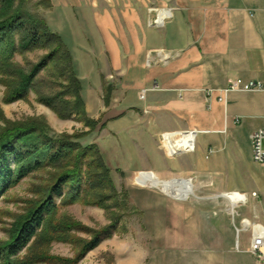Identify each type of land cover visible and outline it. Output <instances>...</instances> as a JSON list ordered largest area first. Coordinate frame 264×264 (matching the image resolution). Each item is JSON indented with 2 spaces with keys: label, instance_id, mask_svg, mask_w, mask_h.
Returning <instances> with one entry per match:
<instances>
[{
  "label": "crops",
  "instance_id": "crops-1",
  "mask_svg": "<svg viewBox=\"0 0 264 264\" xmlns=\"http://www.w3.org/2000/svg\"><path fill=\"white\" fill-rule=\"evenodd\" d=\"M51 2V27L69 38L75 70H85L79 78L87 113H113L104 130L118 135L125 149L150 140V172L143 173L193 183L195 201L154 190L131 193L142 214V238L118 249L117 264H258L249 252L251 233L242 244L237 229L244 220L264 227L259 207L250 215L238 212L249 200L239 187L250 180L246 166L257 165L250 136L264 130V90L231 93L226 103L214 98L211 105L205 91L222 90L231 79L264 84V0ZM161 9H171L172 19L150 27ZM110 79V104L103 105ZM155 83L160 91L141 101L140 92ZM185 131L198 132L195 152L170 157L161 136ZM229 194L246 202L232 210Z\"/></svg>",
  "mask_w": 264,
  "mask_h": 264
},
{
  "label": "trees",
  "instance_id": "trees-1",
  "mask_svg": "<svg viewBox=\"0 0 264 264\" xmlns=\"http://www.w3.org/2000/svg\"><path fill=\"white\" fill-rule=\"evenodd\" d=\"M26 2L0 0V75L6 77L1 81L7 87L6 102L27 99L30 92L41 84L36 81L37 77L53 65L57 76L64 82L62 89L55 94L41 93L40 103L53 110L60 119L81 118L92 132L95 131L100 122L87 117L81 97L82 84L76 75L68 46L60 35L51 30L45 18L25 10ZM38 50L48 54L32 67L30 73L26 74L14 63L17 56ZM111 93L112 88L109 87L105 96L106 105L110 104ZM86 135L53 137L42 119L1 131L0 199L35 173L50 169L53 170V177L51 185L43 191L41 201L20 220L11 241L0 243V264H78L100 245L106 232L115 230L118 220H114L107 230L95 233L92 241L85 242L75 261L51 257L42 252L21 259L31 245L55 240L68 242L74 229L87 230L58 220L60 206L83 203L109 210L108 201L117 199L118 196L113 197L116 188L111 171L98 146L83 147L77 142ZM57 199L61 200L60 205Z\"/></svg>",
  "mask_w": 264,
  "mask_h": 264
},
{
  "label": "rangeland",
  "instance_id": "rangeland-1",
  "mask_svg": "<svg viewBox=\"0 0 264 264\" xmlns=\"http://www.w3.org/2000/svg\"><path fill=\"white\" fill-rule=\"evenodd\" d=\"M52 7L51 0H27L24 5L26 11L45 18L51 30L54 31L49 21L50 12L53 9ZM61 38L64 40L65 44L68 42L69 38H64L62 36ZM47 54L46 51L41 50L28 52L25 55L17 56L14 63L28 74L31 72L32 67L38 64ZM75 72L79 78V75H84L85 70H75ZM4 79H6V77L0 75V133L8 127L42 119L49 126L50 134L53 137H58L63 134L70 136H82L83 134H87L77 142L83 147L91 145L98 146L107 167L111 171L112 181L116 188L113 197L118 196L117 199L108 201L109 210L103 207L85 205L83 203H77L67 207L60 206L57 217L58 220L66 224L80 225L87 230L84 232L74 229L71 232L72 239L68 240V242L55 240L47 244L31 245L28 250L23 252L21 259H25L32 253L42 252L51 257L75 261L85 242L88 243L92 241L95 233L107 230L118 220L115 230L110 231L111 233L108 234L106 232L100 245L95 250L89 252L78 263L117 264L119 260L118 254H120L117 253L118 249L126 244L130 247L132 244L136 243L140 237L142 238L139 228L142 214L134 207L131 193L134 195L147 196L150 190H154L166 194L160 189H151L150 187L152 186L138 181V177L141 173L150 172V140L143 139L141 141L142 145L134 140L132 142L134 145L133 148L125 149L123 147L124 142L121 141L118 135L102 128L106 120L113 118V113H110L109 116L104 118L93 117L87 113L88 118L100 122L98 128L93 132L86 123L77 116H73L67 120L60 119L53 110L39 101V95L41 93L55 94L62 89V83L64 82L57 76L56 69L53 65L37 77L36 81L43 84L42 87L40 86L41 84L38 85L39 87L36 86L35 89L30 92L28 98L21 101L14 103L6 102L7 87L1 82ZM107 82V86L113 88L114 81L110 79V83ZM103 96L102 104L104 105L105 96H107L106 88L104 89ZM81 97L83 99L82 92ZM86 112H88L87 107ZM127 165H130V167H127ZM139 167L144 169L137 170ZM129 169H132L133 172H129ZM52 171L53 170L48 169L29 176L17 186L10 189L0 199V243H8L11 241L14 230L19 225L20 220L36 206V203L41 201L43 191L52 183ZM245 171L249 174L250 180L241 183L239 187H241V191L247 193L249 200L246 205L238 209V212H246L250 215L254 207L257 206L262 210L261 220L264 222V166L247 165ZM175 179L177 178L165 181ZM253 191L259 194L260 198L258 200L251 197ZM169 197L173 198L171 196ZM194 198L195 197H190L189 200L195 201ZM57 204H61L60 199H57ZM236 222L239 227H242L240 224V217H237ZM248 236L249 234L247 232H242L239 234L238 240L244 244ZM38 264L49 263L44 262Z\"/></svg>",
  "mask_w": 264,
  "mask_h": 264
},
{
  "label": "built area",
  "instance_id": "built-area-1",
  "mask_svg": "<svg viewBox=\"0 0 264 264\" xmlns=\"http://www.w3.org/2000/svg\"><path fill=\"white\" fill-rule=\"evenodd\" d=\"M172 10L171 9H161L155 10V18L149 23V26L152 28L161 29L165 26L166 22L172 19ZM160 57V54H158ZM168 58L165 57L164 61ZM147 66L150 68L152 66L151 56H148ZM264 84L262 82H254V81H244L242 79H231L228 82L226 88L222 90H206L205 97L209 105H211V101L216 98L220 103H226L227 97L231 93L236 92H256L263 91ZM151 91H160V87L157 83L153 85L152 88L143 89L139 98L141 101H145L147 95ZM198 136V132L196 131H185V132H174V133H166L161 136L162 142L166 147L169 156L175 157L179 154H188L193 153L196 150V138ZM189 137H194L195 142L194 145L190 142ZM251 145H252V160L255 164L264 166V130H258L251 134L250 136ZM179 150V152L175 149ZM214 154L213 150L209 151V157ZM253 198H258L257 193L252 194ZM243 201L240 206L244 204ZM234 210V209H233ZM243 228L237 229V234L241 232H250L251 233V243L249 252L253 254L257 260L258 264H264V227L261 225H256L250 223L248 220H244L242 222ZM239 249V243L237 245Z\"/></svg>",
  "mask_w": 264,
  "mask_h": 264
},
{
  "label": "bare ground",
  "instance_id": "bare-ground-1",
  "mask_svg": "<svg viewBox=\"0 0 264 264\" xmlns=\"http://www.w3.org/2000/svg\"><path fill=\"white\" fill-rule=\"evenodd\" d=\"M190 145H194L195 138L189 137ZM176 149V147H175ZM177 150V149H176ZM179 152V150H177ZM138 181L144 183L148 186H152L153 188L160 189L162 192L167 195L176 198L178 200H189L190 197H195L194 187L191 181L185 180H174L163 182L159 180L156 176L150 173H142L138 177ZM226 198L229 200L232 205V210L243 201H246L244 196H240L239 194H229L226 195ZM245 203V202H244Z\"/></svg>",
  "mask_w": 264,
  "mask_h": 264
}]
</instances>
